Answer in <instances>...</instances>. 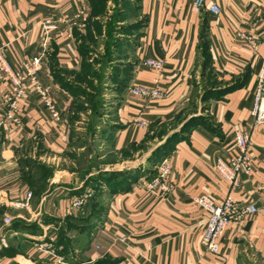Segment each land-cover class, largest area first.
I'll use <instances>...</instances> for the list:
<instances>
[{"label":"crops","instance_id":"0c3cea01","mask_svg":"<svg viewBox=\"0 0 264 264\" xmlns=\"http://www.w3.org/2000/svg\"><path fill=\"white\" fill-rule=\"evenodd\" d=\"M194 1L0 0V40L8 45V60L20 68L41 55L40 83L50 90L59 114L53 117L40 95L28 89L19 104V121L0 127V192L10 199L20 200L25 191H33L19 167L29 150L41 146L58 160L69 150L75 105L69 84L85 61H99L101 96L108 110L102 118L113 132L111 151L121 156L151 142L158 129L171 134L192 116L206 117L167 153L151 155L169 135L163 134L146 157L133 151L132 160L118 164L116 170L128 172L130 178L125 188L111 190L105 184L100 220L91 217L94 213L78 217L81 208L67 212L83 181L58 171L54 187L40 197L33 195L28 208L10 209L13 224L0 227V238L7 240V245L0 242V264L264 261V124L255 126L251 114L264 55V0H207L200 12ZM212 3L221 13L209 11ZM49 18L55 25L46 31ZM148 58L162 60V71L150 68ZM207 58L202 72L204 78L211 77L204 90L206 107L197 110L193 99L202 94L201 64L206 65ZM155 79L164 90L161 98L130 94L133 86L151 85ZM6 88L7 82H0V100ZM138 119L147 120L149 127L139 125ZM237 129L251 134L254 172L241 174L239 185L231 189L214 166L218 158L235 153ZM165 156L173 164L172 188L161 195L148 184ZM200 194L217 202L232 195L242 206H258L256 213L229 224L220 238V255L201 243L207 213L194 201ZM69 219L89 224L74 225L64 234L56 222Z\"/></svg>","mask_w":264,"mask_h":264},{"label":"built area","instance_id":"2783aa9c","mask_svg":"<svg viewBox=\"0 0 264 264\" xmlns=\"http://www.w3.org/2000/svg\"><path fill=\"white\" fill-rule=\"evenodd\" d=\"M206 1H194V7L197 12L205 8ZM209 11L219 14L222 9L217 3H212L209 6ZM54 25L51 18L46 19L44 22L46 31L53 28ZM7 46L4 41L0 40V82H7V88L2 93L0 100V106L3 109L0 111V127L8 122L17 123L19 121V104L28 89L35 90L53 117L58 118L56 101L51 96L50 90L40 83L39 65L41 55L33 57L29 64L15 68L8 60L6 54ZM146 64L157 73L162 71L164 67L163 61L156 58H148ZM130 94L147 99H159L164 95V90L158 85V80L155 79L151 85L140 84L133 86ZM251 114L254 117L255 126L264 124V55L256 77ZM137 122L142 127H149L147 120L138 119ZM251 145L250 132L237 129L235 131V153L228 158H218L215 163V171L229 183L231 189L239 185V176L241 174L250 176L254 172ZM156 168L157 174L148 185L152 188H159V193L165 195L172 188L170 177L173 171V164L170 156H165ZM89 195L85 194L73 197L67 212L73 213L77 209L82 208L86 204V199L89 198ZM32 199L33 191L30 189L25 191L23 198L20 200H12L8 195H3L0 192V214H3L2 221L4 226H10L13 223V217L9 212L10 209L28 208ZM194 201L207 213L201 243L207 251L215 255L221 254L220 238L225 233L229 224L258 211V206L255 203H248L242 206L232 195L227 196L223 201L217 202L208 194H200L194 198ZM0 242L2 245H7L4 235H1ZM97 246L99 245L97 244Z\"/></svg>","mask_w":264,"mask_h":264},{"label":"rangeland","instance_id":"374dc122","mask_svg":"<svg viewBox=\"0 0 264 264\" xmlns=\"http://www.w3.org/2000/svg\"><path fill=\"white\" fill-rule=\"evenodd\" d=\"M91 59V58H90ZM99 61L91 59L88 62V68L86 75L79 72L76 73V77L73 75L74 82L89 94L83 93L82 91H77L78 97L76 98L75 108L72 112L73 114V141L72 146L69 150L63 154V156L58 160L55 159L53 155H49L47 150H44L41 146L36 147L34 151H28L25 155L26 157H21L19 159V167L22 169L21 174L22 179L24 177L31 178L28 182L30 185L37 189L38 191L44 193L45 191L52 189L54 187L53 179L58 171H68L73 173V175L78 176L80 181H83L82 191L79 194L85 195L90 194L88 199H86V205L80 209V214L78 217L88 216L90 213H94L91 216L94 220L97 216L98 210L104 209V202L101 196L102 184L104 177L111 172L110 176L114 175L118 170V164L122 163L123 160H132L134 153L140 151V155L144 158L146 157L153 143H156L157 139H161L162 134H169L166 128L156 130L150 137L148 144L141 147H135L134 150L127 151L124 155H120L116 151H111L110 133L109 127L106 125V118H102L101 115L107 113V107L102 106L103 99H101V75L98 73L97 66ZM204 66L201 64V87L202 94L193 99L194 107L198 110L199 108L206 107L204 90L206 89L208 82H210L211 77H203ZM95 71L97 72L95 74ZM85 75V76H84ZM76 80V81H75ZM96 83H95V81ZM204 94V95H203ZM212 96L215 95L214 92H210ZM80 95V96H79ZM94 95V96H93ZM201 111V110H199ZM99 117V118H98ZM158 137V138H157ZM157 138V139H156ZM157 148V147H156ZM155 148V149H156ZM154 149V150H155ZM151 152V155L155 151ZM134 151V153H133ZM150 155V156H151ZM130 156V157H128ZM103 179V180H101ZM3 214L0 216V227L4 226ZM57 225L63 230V233L72 230L74 225L78 228H85L79 226H85L89 222L85 223L84 220H66V223L56 222ZM65 223V224H64ZM6 227V226H5ZM247 264H264V261L257 260L254 263L247 262Z\"/></svg>","mask_w":264,"mask_h":264},{"label":"trees","instance_id":"16d2710c","mask_svg":"<svg viewBox=\"0 0 264 264\" xmlns=\"http://www.w3.org/2000/svg\"><path fill=\"white\" fill-rule=\"evenodd\" d=\"M207 63H208V58L206 59V62L204 65V69L207 68ZM87 68H88V62L85 61L81 67V73L85 74L86 71H87ZM97 72L95 71V74ZM86 75V74H85ZM84 75V76H85ZM76 81V80H75ZM101 82V86H102V81ZM69 85H71L70 89L71 91L73 90V93L75 95V103H76V98L78 97L77 95V91H82L83 93H86L81 87L80 85L77 84V81L76 82H73V83H70ZM101 95H102V92H103V87L101 90ZM86 94H89V96L92 97L91 93H86ZM206 95V94H205ZM80 96V95H79ZM94 96V95H93ZM205 97V96H203ZM101 99H103V104L102 106L106 107V103L107 101L105 100V98H103L102 96L100 97ZM206 98V97H205ZM74 108H75V105H74ZM103 115V114H102ZM101 115V117H102ZM99 118V117H98ZM206 117L203 115V114H200V115H195V116H192L191 118H189L181 127L179 130H176L174 131L173 133L169 134L166 138V140L161 144L159 145L154 151V154L152 155V158L156 155H163L165 153H167L170 149H171V146L174 144V142L178 139H181L183 136H185L184 134L188 132V130L193 127L194 125H197V124H202V123H205ZM70 121H71V125H72V122H73V114H71L70 116ZM113 132L111 131L110 133V137L109 139L111 140V136L113 135L112 134ZM163 135V134H162ZM72 141H73V133H72V138H71V141H70V147L72 146ZM143 146V145H141ZM68 151V150H67ZM66 151V152H67ZM127 152V151H126ZM125 152V153H126ZM124 153V154H125ZM128 172H124V173H120L119 171H117L114 175L115 176H110L111 175V172L109 174H107L104 179H101L103 180L102 184H106V187H108L109 189L111 190H114V189H117V188H125L127 186V180L130 178V176L127 175ZM32 178V177H31ZM31 178H26L24 177V180L30 185V183L28 182L29 180H31ZM31 188L33 189V195L34 196H37V197H40L42 195V192L38 191L37 189H34L32 186ZM102 189V192L101 194L103 193V187L101 188ZM82 190V188L80 189ZM78 195H82V194H79ZM101 198V196H100ZM100 210L96 211L98 214H97V218H99V220L102 218L103 216V213H104V210H101V212H99ZM94 215V214H93ZM72 217V216H71ZM16 223V221H15ZM13 224V223H12Z\"/></svg>","mask_w":264,"mask_h":264}]
</instances>
